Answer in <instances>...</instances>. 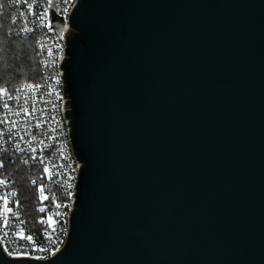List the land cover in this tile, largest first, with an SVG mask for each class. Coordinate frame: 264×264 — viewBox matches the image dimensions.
I'll return each mask as SVG.
<instances>
[{
  "label": "water",
  "instance_id": "water-1",
  "mask_svg": "<svg viewBox=\"0 0 264 264\" xmlns=\"http://www.w3.org/2000/svg\"><path fill=\"white\" fill-rule=\"evenodd\" d=\"M69 27L66 246L0 264H264V0H78Z\"/></svg>",
  "mask_w": 264,
  "mask_h": 264
},
{
  "label": "built area",
  "instance_id": "built-area-1",
  "mask_svg": "<svg viewBox=\"0 0 264 264\" xmlns=\"http://www.w3.org/2000/svg\"><path fill=\"white\" fill-rule=\"evenodd\" d=\"M77 1L51 0L50 5L49 0H0V18L8 21L10 33L16 38L34 41L41 73L38 82L2 87L6 92L0 93V157L8 156L12 163L36 170L30 183L38 194L34 215L23 205L15 179L0 175V180L5 181L0 184V246L10 258L48 260L66 246L70 232L81 162L74 155L69 119L65 118L67 98L61 64L66 57L69 18ZM54 15L64 22L63 34L53 27ZM49 23L51 28L47 26ZM22 107L29 110L27 114L21 111ZM45 166L49 173L44 172ZM41 186L47 200L40 199ZM3 197L7 198L11 212L7 211ZM56 204L61 207L57 208ZM48 216L57 222L55 231L44 223ZM21 230L24 239L15 235ZM27 236H32L33 240L28 241Z\"/></svg>",
  "mask_w": 264,
  "mask_h": 264
},
{
  "label": "trees",
  "instance_id": "trees-1",
  "mask_svg": "<svg viewBox=\"0 0 264 264\" xmlns=\"http://www.w3.org/2000/svg\"><path fill=\"white\" fill-rule=\"evenodd\" d=\"M10 24L0 18V88L38 82L41 79L34 41L19 39L10 33ZM36 170L12 163L8 156L0 157V175L15 179L25 208L37 214V189L31 185Z\"/></svg>",
  "mask_w": 264,
  "mask_h": 264
},
{
  "label": "snow or ice",
  "instance_id": "snow-or-ice-1",
  "mask_svg": "<svg viewBox=\"0 0 264 264\" xmlns=\"http://www.w3.org/2000/svg\"><path fill=\"white\" fill-rule=\"evenodd\" d=\"M49 3H50V5H51V0H49ZM64 11L66 12L67 9H64ZM47 26H48L49 28H51V27H52V24L49 23ZM24 31H29V29H24ZM61 34H63V33H61ZM48 51H49V55H51V54H52L51 49H49ZM57 83H59V80L57 81ZM25 87L31 88V87H33V86H32V85H25ZM5 92H6L5 89L0 88V93H5ZM57 98L59 99L60 97L58 96ZM8 99H12V97H11V96H8ZM4 107L7 108L8 105L5 104ZM54 107H55V105H54ZM21 111L27 114L29 110H28L27 108H23V107H22ZM17 115H19V113H17ZM33 138H35V137H33ZM21 151H22V150H21ZM32 151H35V149H32ZM24 163H27V160H25ZM44 172H45V173H49V168H48L47 166H45V168H44ZM3 183H5V181H4V180H0V184H3ZM33 183H35V181H33ZM68 187L70 188L71 185L69 184ZM39 191H40V193H41L40 199H41V200H47L48 197L45 196V195L43 194L44 191H45L44 186H41L40 189H39ZM12 195H15V193H12ZM3 199H4V201H5V207L7 208V198H6V197H3ZM56 207L59 208V207H61V205H60V204H56ZM7 211L11 212L12 209H11V208H7ZM40 211L43 212V211H44V208H41ZM56 215L59 216L60 213H56ZM5 223L7 224V221H5ZM44 223H46L47 226H48L49 228H52L53 231L56 230V229L54 228V225H55L57 222L53 219L52 216H48V217H47V220L44 221ZM15 235L19 236L21 239H24V238H25V237H24L23 230H21L20 232L16 233ZM27 240H28V241H32V240H33V237H32V236H27ZM39 251H44V249H39Z\"/></svg>",
  "mask_w": 264,
  "mask_h": 264
}]
</instances>
